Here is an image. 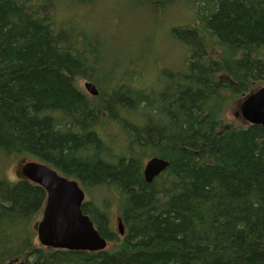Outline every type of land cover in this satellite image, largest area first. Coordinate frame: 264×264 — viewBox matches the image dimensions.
<instances>
[{"label": "trees", "instance_id": "trees-1", "mask_svg": "<svg viewBox=\"0 0 264 264\" xmlns=\"http://www.w3.org/2000/svg\"><path fill=\"white\" fill-rule=\"evenodd\" d=\"M61 1L85 0H0V150L44 162L86 190L116 191L125 233L87 201L82 209L108 247L46 248L31 226L45 189L0 178V264H264V128L223 118L264 85V0L186 2L195 22L173 29L190 49L186 68L148 88L131 83L144 69L100 78L99 47L90 44L98 33L57 22L51 11ZM178 1L142 0L155 21L150 40L142 36L153 51L158 14ZM106 123L124 137L118 152ZM147 157L168 162L150 183Z\"/></svg>", "mask_w": 264, "mask_h": 264}, {"label": "rangeland", "instance_id": "rangeland-1", "mask_svg": "<svg viewBox=\"0 0 264 264\" xmlns=\"http://www.w3.org/2000/svg\"><path fill=\"white\" fill-rule=\"evenodd\" d=\"M36 1L33 0L35 4ZM186 2L194 3L193 0L185 2L179 0L177 4L169 6L158 14L160 28H157L158 44L155 47L157 52L153 51L150 44L146 43L145 38L142 39V36L146 35V38L150 40L151 30L156 27L153 24L155 21L148 17L150 13L142 5V0H98L95 5H92V0H85L80 2L79 6L82 7L77 8L61 1L56 3L53 8L54 12H51L57 22L60 19L69 18L68 22L71 26L87 27L88 35L94 36L95 39L98 35L96 40L90 41V44L93 43L94 46L99 47L100 57L93 56L92 60L96 62L95 69L100 78L122 77L144 69L145 74L143 71L137 72L142 73L141 79L131 80V83L135 87L148 88L151 86L150 83H153L151 81H157L166 70L184 71L186 68L190 49L184 42L173 36L174 28L185 27L195 22V12L189 8L191 5ZM146 49H149L147 54ZM150 52L157 53L159 57L154 60L152 55L150 56ZM132 59L134 63L131 62ZM84 82L85 80L79 81V85L83 89H85ZM161 86L160 83L159 88ZM238 110L237 103H231L223 115L224 120L241 123L243 120L237 116ZM111 125L114 124L108 123L103 127V135L115 136L111 142V149L113 152H118L124 147V137L118 131L114 133L115 126L110 127ZM148 158H144L143 163ZM22 162L17 156H8L0 150V178L16 181L21 175ZM111 191L106 186L89 188L85 190V200L93 201L94 204L97 203L95 205L105 210L110 217L111 227L117 230L120 205L117 197L115 199L116 191L114 193ZM37 219L39 220L40 217ZM35 223L36 221L31 226H34ZM36 240L38 241L37 237Z\"/></svg>", "mask_w": 264, "mask_h": 264}, {"label": "water", "instance_id": "water-1", "mask_svg": "<svg viewBox=\"0 0 264 264\" xmlns=\"http://www.w3.org/2000/svg\"><path fill=\"white\" fill-rule=\"evenodd\" d=\"M85 87L92 95H98L94 83L88 81ZM240 112L246 122L264 128V86L242 101ZM167 165L166 160L158 157L148 160L144 170L145 180L152 182ZM21 171L30 181L42 186L47 192L43 215L36 225L38 239L42 245L79 251H99L107 247L106 238L100 234L91 217L82 209L85 191L77 180L68 178L38 161L26 162ZM120 231L123 233L121 223Z\"/></svg>", "mask_w": 264, "mask_h": 264}, {"label": "bare ground", "instance_id": "bare-ground-1", "mask_svg": "<svg viewBox=\"0 0 264 264\" xmlns=\"http://www.w3.org/2000/svg\"><path fill=\"white\" fill-rule=\"evenodd\" d=\"M159 158V157H158ZM160 159H162V158H160ZM164 160V159H163ZM144 170H145V166H144ZM96 187V186H95Z\"/></svg>", "mask_w": 264, "mask_h": 264}]
</instances>
